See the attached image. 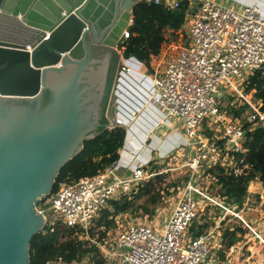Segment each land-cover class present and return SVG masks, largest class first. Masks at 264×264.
I'll return each instance as SVG.
<instances>
[{"label":"built area","instance_id":"obj_1","mask_svg":"<svg viewBox=\"0 0 264 264\" xmlns=\"http://www.w3.org/2000/svg\"><path fill=\"white\" fill-rule=\"evenodd\" d=\"M180 1L167 5L178 7ZM189 2L181 42L166 44L157 66L149 69L150 83L144 90L138 89L134 79H130L134 69L127 62L129 57L123 55L130 37L129 28L125 29L118 46L122 61L114 89L116 112L107 128L125 126L128 132V127H132L135 121L130 111L132 92L126 86L131 84L137 88H131L135 93L133 98L138 97L141 106L156 111L158 120L148 133L172 120L180 123L183 132L177 133L186 137L187 143H193L191 167L194 171L204 163L207 169L221 164L240 172L248 165H243L244 159L238 161L234 153L246 151V128L244 122L230 117L221 106L227 95H231L234 102L242 95L244 104L250 109L248 122L252 127L264 126L260 101L253 100L245 90L250 75L257 69H264L263 9L257 3L235 8L215 0ZM128 92L131 98L123 99ZM203 123L213 131L212 135L201 131ZM129 154L130 157L125 158L122 151L118 160L96 174L62 183L57 191L50 192L38 205L45 219L43 228L49 225L53 230L57 223H64L79 230L80 237L88 235L104 209L110 208L112 199L122 195L131 198L137 193L146 181L154 178L155 173L148 168L153 159L149 156L143 160L137 150ZM206 206L220 208L224 215L239 218L264 242L262 234L243 216L237 204L211 194L195 180L183 186L163 228L131 222L116 230L112 238L93 241L107 264H221L212 248L214 230L195 235L190 229Z\"/></svg>","mask_w":264,"mask_h":264},{"label":"water","instance_id":"obj_2","mask_svg":"<svg viewBox=\"0 0 264 264\" xmlns=\"http://www.w3.org/2000/svg\"><path fill=\"white\" fill-rule=\"evenodd\" d=\"M140 1L0 0V264H30L45 223L39 203L114 121V104L98 121L89 84L113 51L122 61L118 46Z\"/></svg>","mask_w":264,"mask_h":264},{"label":"trees","instance_id":"obj_3","mask_svg":"<svg viewBox=\"0 0 264 264\" xmlns=\"http://www.w3.org/2000/svg\"><path fill=\"white\" fill-rule=\"evenodd\" d=\"M189 3V0H181L178 7L172 8L164 0L138 2L133 8V20L129 26L130 37L125 44L124 57H135L151 68L153 57L161 53L165 44L175 40L172 39L173 37L177 38V32L185 23ZM169 29H171L170 36L166 34ZM245 90L252 95L253 100L260 101L261 107L264 109V69H257L250 75ZM225 98L226 105L221 107L222 109L226 108L224 110L229 115L232 112L238 115L244 110V107H247L245 104L238 109L230 104L233 101L231 95H227ZM108 121L109 118L104 116L103 123L106 124ZM244 126L247 134L246 151L235 152L234 156L238 161L244 159L243 165L247 164L248 167L243 168L240 172H235L230 167L216 164L207 170L216 178L215 185L218 186L216 194L225 198L227 202L235 203L238 206L244 203L251 181L259 179L264 186V126L252 127V123L248 121L244 123ZM98 131V136L86 140L81 153L62 168L51 193L57 191L62 183L73 182L81 177L96 174L119 159L120 150L127 137L126 127L115 126L109 129L103 125ZM212 132L209 130L208 134L212 135ZM157 189L154 182L149 180L131 198L128 195H122L120 198L112 199L110 208L104 209L97 222L99 226H105L101 234L104 235L106 230L115 225V217L118 214L133 208L136 198L141 199L142 196H146L147 204L143 205V208L147 212L152 211L149 205L158 202ZM242 224L241 221L223 230L222 247H219L217 251L221 257L225 256L226 251H234L237 242L245 237L249 229L243 227L244 224ZM204 228L205 225L196 224V220L190 227L195 235L202 233ZM79 232L76 228L68 227L64 223H57L53 230L51 226L46 225L31 239L30 264L70 263L82 260L88 253L92 264H107L98 245L93 243L86 247L88 240L82 239Z\"/></svg>","mask_w":264,"mask_h":264},{"label":"rangeland","instance_id":"obj_4","mask_svg":"<svg viewBox=\"0 0 264 264\" xmlns=\"http://www.w3.org/2000/svg\"><path fill=\"white\" fill-rule=\"evenodd\" d=\"M226 5V4H225ZM184 31L181 29L177 32V38L173 37L172 39H175L177 44H179L182 40L181 32ZM171 32H166L168 36H170ZM171 42V41H170ZM168 42V43H170ZM167 43V44H168ZM166 49V44L161 50V53L158 56H162L164 50ZM163 51V52H162ZM154 58V57H153ZM121 64V62H120ZM120 68V67H119ZM226 98L223 100L222 106L226 105ZM232 103H235L232 104ZM230 104L232 106H235L236 108L240 109L243 107L244 104V98L242 95H238L237 100L231 101ZM226 109V108H223ZM250 112V109L248 107H244V110L240 114L230 113V117L238 119L241 122L248 121L247 115ZM178 123V122H177ZM179 124V123H178ZM165 127V126H164ZM167 127V126H166ZM165 127V128H166ZM201 131L208 134L209 133V127L203 123L202 124ZM168 128V127H167ZM173 152L169 151V154H159L158 156H155L156 153H153V156L150 157V159L153 161L148 164V168L151 169L155 173L154 178L151 179V181L154 182V185L157 186V192L158 194V202L156 204H150L149 207L152 211L147 212L143 205H146V196H142L141 199L136 198L134 201V206L129 211L118 214L115 217V225L111 227L110 229L106 230L104 235L101 234L102 229H105V226H99L98 223H96L90 230L88 235H82L81 238L84 240H88V243L86 242V247H89L93 243H95L93 240H100L105 237V239L112 238L115 233L120 230V228L128 225L131 222H142V223H151L153 225H156L157 228H163L166 218L169 216V214L174 209V206L177 204L180 192L183 189V186L189 181V180H195L197 181L201 186H203L205 189H208L211 194H216V191L218 189V186L215 185L216 181L212 179L211 175L207 172V166L202 163L199 165V167H196V171H194L191 167L192 161L191 158L194 155L192 153V145H188L184 147V149H180L178 145H175L173 148ZM192 156V157H191ZM49 215L51 214L50 211L47 212ZM221 220L225 224L224 227H232L236 225L234 223L233 219H238L237 217H234L232 215H224L220 208H216L213 206H206L203 207L202 210L199 213V216L195 219L196 224H204L205 228L203 229V232H206L208 229L211 228L215 224V222L218 220ZM240 220V219H239ZM195 225V224H194ZM117 230V231H116ZM248 237L244 238L246 240L245 245H241L243 240L240 242H237V245H240L238 247V251L242 252L240 255L242 259L244 258L245 264H264V242L261 243L259 240L257 241H251L247 240ZM259 239V238H258ZM97 244V243H96ZM224 248V247H223ZM236 250V249H235ZM225 254L224 252H222ZM242 263V264H244ZM61 264V263H56ZM63 264H92L89 253L86 254L82 260L80 261H73L70 263H63Z\"/></svg>","mask_w":264,"mask_h":264},{"label":"crops","instance_id":"obj_5","mask_svg":"<svg viewBox=\"0 0 264 264\" xmlns=\"http://www.w3.org/2000/svg\"><path fill=\"white\" fill-rule=\"evenodd\" d=\"M164 1L166 3H173L176 0H164ZM215 1L235 8H240L241 6L246 4L257 3L262 7L264 13V0H215ZM184 26L185 24H183V27ZM168 32H171V29H169ZM159 60H160V56L153 58L151 61V68H149L143 62H140L135 57L128 58L127 62L134 69L130 74V79H134L135 81L134 84L137 85L138 89L144 90V87L148 86V83H150L148 72L151 71L149 69L154 70L153 66H157ZM126 86L132 92L131 94L132 100L130 101V111L135 116V121L132 123V127L131 126L128 127L129 131L127 132V138L124 143L125 144L124 147L127 148L124 149L123 147L124 150L123 149L120 150V152L123 151V155L129 153V151L136 150L138 144L145 143L146 137H148V140L145 145L147 147H145L144 149L141 150V152H139L140 154L139 156L143 160H146L149 156L154 157L153 153L154 154L156 153L155 156H158L159 154H164L170 151L171 148H173L175 145H180L179 146L180 149H184V147L188 145L193 146V143H190L191 141L187 143L188 139L184 136L183 137L180 136L177 133L178 131L179 132L180 131L183 132V131L180 123L178 124L174 120H172V122H170L169 124L168 123L162 124L158 127V129L148 133L150 130L149 128L152 127L153 123H155L154 119L157 116L156 111L153 110V108L141 106L138 97L133 98L135 93L133 92L132 89L137 90V88H135V86L131 84H129V86L126 84ZM129 95L130 92H128V96H123L122 98L128 99ZM164 126L165 127L167 126L168 128L167 127L165 128ZM193 150L194 149L192 147V153ZM239 209L241 210L243 216L249 220L251 225L264 237V186L259 179L253 180L249 183L248 195L244 203L241 206H239ZM233 221L236 224L241 222L239 218L233 219ZM225 224L227 225L228 223H224L219 219L218 222L216 221L215 224L210 228L214 230L212 234L213 251L218 257L221 264H242L244 263L243 262L244 258L242 259V257L240 256L242 252H239L237 249L238 247H240V245L236 244L234 251H226L224 257H221L217 253V251L219 250L218 248L222 247L221 246L223 240L222 234H223V230L226 228L224 227ZM243 227L246 226L243 225ZM246 236L248 237L247 240H251L254 242L259 240V242L263 243V241L261 239H258V237L250 229L248 230L244 238H246ZM244 238L240 240V242L243 240L241 245H245L247 242L246 240H244Z\"/></svg>","mask_w":264,"mask_h":264},{"label":"flooded vegetation","instance_id":"obj_6","mask_svg":"<svg viewBox=\"0 0 264 264\" xmlns=\"http://www.w3.org/2000/svg\"><path fill=\"white\" fill-rule=\"evenodd\" d=\"M120 61L115 51L112 52L110 60L106 65V70L104 73L99 77V79L95 82V84H89L88 91L91 94H94L96 98V111L94 112L97 114L98 121L101 124L103 123L104 116L108 117V111L110 110L111 106L115 105V84L117 82V76L120 67ZM111 86V90L109 91V87ZM90 98L89 103L93 100ZM100 127L97 128V130Z\"/></svg>","mask_w":264,"mask_h":264},{"label":"bare ground","instance_id":"obj_7","mask_svg":"<svg viewBox=\"0 0 264 264\" xmlns=\"http://www.w3.org/2000/svg\"><path fill=\"white\" fill-rule=\"evenodd\" d=\"M50 37L53 38L52 35H51ZM131 108H132V107H131ZM136 120H137V118H136ZM154 120H155V123H153L152 127L155 126V124H156V122H157V120H158V119H157V116L155 117ZM152 127H150L149 129H151ZM139 131H140V130H139ZM149 131H150V130H149ZM146 136H147V135H146ZM137 141H138V140H137ZM136 143H137V142H136ZM134 146H136V145H134ZM145 147H147V146H145L144 143H143V144H138L137 149H136V148H135V149H136L138 152H141V150L144 149ZM126 148H127V147H126ZM126 148H125V149H126ZM125 152H126V151H125ZM125 154H126V153H125ZM139 155H140V154H139ZM123 156H124L125 158H128V157H130V154L127 153L126 155H123ZM143 156H144V155H143Z\"/></svg>","mask_w":264,"mask_h":264}]
</instances>
